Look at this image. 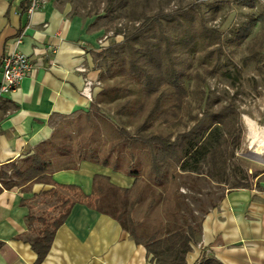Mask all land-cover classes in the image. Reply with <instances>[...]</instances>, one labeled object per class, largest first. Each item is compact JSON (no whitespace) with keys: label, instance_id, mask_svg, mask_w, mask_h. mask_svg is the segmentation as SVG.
I'll list each match as a JSON object with an SVG mask.
<instances>
[{"label":"trees","instance_id":"1","mask_svg":"<svg viewBox=\"0 0 264 264\" xmlns=\"http://www.w3.org/2000/svg\"><path fill=\"white\" fill-rule=\"evenodd\" d=\"M146 1L139 0L137 4L143 5ZM233 2L238 6L259 7L255 16H249L233 32V39L240 41L256 23L259 24V34L246 45L248 55L243 57L242 65L246 66L248 61L259 63L264 50V0ZM29 4L30 0L25 13ZM121 34L120 44L108 43L97 54L102 86L93 99L95 103L90 105L96 110L100 103L113 105L114 114L122 117L116 137L105 146H98L95 136L99 124L90 118L88 111L85 113L91 123L88 133L72 138L58 137L55 132L20 164L10 162L0 166V190L24 188L34 182L52 183L53 167L74 169L81 160L122 171L134 178L130 188H121L111 184L105 176L94 175L91 195H84L75 186L63 187L64 192L49 191L59 200L62 209L49 219L33 213L26 216L27 233L35 232V236L24 239L36 254L35 264L45 258L55 231L77 202L114 218L135 243L146 248L154 264H186L185 255L196 234V218L193 213L187 217L181 212L177 191L172 193L174 206L169 210L172 219L160 223L155 230L141 226L133 218V212L136 206L144 203L147 215L157 204L169 200L166 191L170 185L176 187V180L183 173L196 172V164L213 157L216 152L209 144L213 124V130L222 126L227 131L224 150L227 158L234 155L228 149L230 140L242 130L237 125L239 113L231 103L218 111L200 106V116L191 117L193 123L187 130H170L182 122L189 94L184 78L189 73L192 93L200 103L205 97L202 87L208 77H241V68L230 63L224 53L222 32L207 25L203 5L194 1L171 11L159 9L149 15L141 14L139 23ZM161 126L169 132L159 130ZM212 140L217 141V138L214 136ZM57 161L59 164L54 166ZM247 182L238 179L232 188H250ZM201 220L202 217L198 228ZM35 223L39 227L33 230ZM196 264L222 263L214 258H202Z\"/></svg>","mask_w":264,"mask_h":264},{"label":"crops","instance_id":"2","mask_svg":"<svg viewBox=\"0 0 264 264\" xmlns=\"http://www.w3.org/2000/svg\"><path fill=\"white\" fill-rule=\"evenodd\" d=\"M28 0H0V62L16 49L15 38L24 26L17 50L35 64L19 87L0 99V166L20 164L56 130V120L90 111L92 99L81 94L84 79L99 81L97 54L108 45L99 42L103 33L88 30L67 6L53 0L28 18ZM83 68L85 71H80ZM1 78V69H0ZM102 175L117 187L130 188L134 178L120 171L81 160L74 169L51 170L52 183L34 182L26 187L0 190V264H35L36 254L24 238L28 213L45 201L39 198L66 186L92 193V178ZM59 204V203H58ZM35 223L33 230L37 229ZM186 264L214 258L222 264H264V191L232 188L206 209ZM39 264H154L146 248L135 243L111 216L83 203L71 207L57 228L45 258Z\"/></svg>","mask_w":264,"mask_h":264},{"label":"rangeland","instance_id":"3","mask_svg":"<svg viewBox=\"0 0 264 264\" xmlns=\"http://www.w3.org/2000/svg\"><path fill=\"white\" fill-rule=\"evenodd\" d=\"M47 1L49 0H45ZM53 1L57 6H67L70 16L81 19L88 30L107 36L105 40L109 44H120L121 33L134 28L139 23L141 14L149 15L159 9L171 11L179 6H188L194 1L200 2L204 7L207 25L222 32V46L228 61L242 70L239 79L208 77L202 87L205 93L203 103L192 93L193 82L190 73L185 76L184 86L189 93L188 104L182 112V122L176 128L170 129L171 131L187 130L193 123L191 117L196 114L200 116L201 109L218 111L227 103L236 107L239 113L237 125L242 131L230 140L228 149L233 151L234 155L227 158V151L224 150L227 146V141L224 140L227 139V131L222 126L213 130V124L210 127L212 135L209 144L216 153L212 158L207 157L196 164V172L183 173L176 180V187H168L166 195L169 200L157 204L147 215L144 214V203L136 206L133 218L139 221L141 226L155 230L160 223L172 219L169 210L174 206L172 193L175 191L178 193L176 196L181 212L187 217L191 213L195 216L196 233L203 212L213 203H217L220 196L231 189L236 180L248 181L250 187L264 191V50L261 51L259 63L248 61L246 66L242 65L243 57L248 55L246 45L259 34V24L256 23L252 27L245 39H233L235 28L247 21L249 16H255L259 7L238 6L233 0H147L143 5L137 4L139 0ZM259 69L262 72H259ZM99 86H102L101 82ZM92 103H95V100ZM98 107V110L90 109V118L99 124L95 143L103 147L116 137V128L122 125V117L114 114L112 104L100 103ZM53 122L56 124L55 132L58 137L77 138L79 134L88 133L91 125L85 114L63 120L54 119ZM159 130L169 132V129L163 126ZM214 136L217 141L212 140ZM58 164L57 161L53 165ZM39 198L45 199L38 208L39 214L47 219L62 209L58 204L59 200L50 194L40 195ZM36 226L39 227V224Z\"/></svg>","mask_w":264,"mask_h":264},{"label":"built area","instance_id":"4","mask_svg":"<svg viewBox=\"0 0 264 264\" xmlns=\"http://www.w3.org/2000/svg\"><path fill=\"white\" fill-rule=\"evenodd\" d=\"M45 4V0H30V4L27 8L26 14L29 18L31 14L39 10ZM24 31L19 33L15 38V47L11 52H8L1 58L0 69V99L5 95L15 91L22 79L29 77L33 72L35 64H33L30 59L17 50V47L21 44L23 40ZM107 36H103L99 40L100 43L106 41ZM80 71H85V69L80 68ZM100 85L99 81H92L89 78H85L83 82V87L81 89V94L88 99H92V86Z\"/></svg>","mask_w":264,"mask_h":264},{"label":"bare ground","instance_id":"5","mask_svg":"<svg viewBox=\"0 0 264 264\" xmlns=\"http://www.w3.org/2000/svg\"><path fill=\"white\" fill-rule=\"evenodd\" d=\"M251 125V124H250ZM249 128H251L250 126H249ZM253 128V127H252ZM252 131V130H251ZM253 134V133H252ZM255 135V134H254Z\"/></svg>","mask_w":264,"mask_h":264}]
</instances>
